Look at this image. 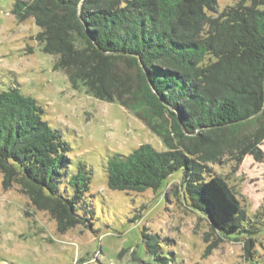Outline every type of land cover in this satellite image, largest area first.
<instances>
[{"label": "trees", "instance_id": "obj_1", "mask_svg": "<svg viewBox=\"0 0 264 264\" xmlns=\"http://www.w3.org/2000/svg\"><path fill=\"white\" fill-rule=\"evenodd\" d=\"M12 14L34 20L42 52L74 88L117 102L162 141L164 151L145 144L112 155L110 190H156L180 171L185 197L213 232L254 228L213 166L245 156L264 163V0L221 12L217 0H17ZM42 115L30 96L0 90L2 187H19L66 230L81 223L89 178L68 173L69 145ZM147 248L155 264H168Z\"/></svg>", "mask_w": 264, "mask_h": 264}, {"label": "rangeland", "instance_id": "obj_2", "mask_svg": "<svg viewBox=\"0 0 264 264\" xmlns=\"http://www.w3.org/2000/svg\"><path fill=\"white\" fill-rule=\"evenodd\" d=\"M16 1L0 0V90L16 88L37 102L43 121L69 145L66 170L84 173L89 184L76 208L81 223L61 230L19 187L3 189L0 175V264H155L148 242L168 264H264V163L245 156L239 164L213 166L255 223L249 233L227 238L191 207L180 171L156 190H110L104 168L112 155L145 144L157 151L165 147L117 102L95 99L55 71V58L36 41L34 20L12 14ZM238 1L217 0L218 11ZM260 149L264 153V141ZM61 191L72 195L63 183Z\"/></svg>", "mask_w": 264, "mask_h": 264}]
</instances>
